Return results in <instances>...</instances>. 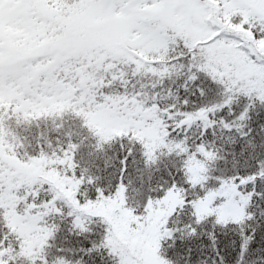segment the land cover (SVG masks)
I'll use <instances>...</instances> for the list:
<instances>
[{"label": "snow or ice", "instance_id": "obj_1", "mask_svg": "<svg viewBox=\"0 0 264 264\" xmlns=\"http://www.w3.org/2000/svg\"><path fill=\"white\" fill-rule=\"evenodd\" d=\"M0 264H264V0H0Z\"/></svg>", "mask_w": 264, "mask_h": 264}]
</instances>
